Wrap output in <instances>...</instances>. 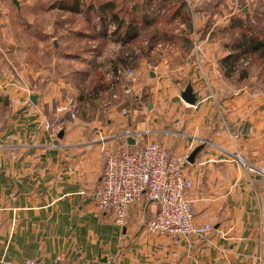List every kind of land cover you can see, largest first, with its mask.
<instances>
[{
  "label": "crops",
  "instance_id": "1",
  "mask_svg": "<svg viewBox=\"0 0 264 264\" xmlns=\"http://www.w3.org/2000/svg\"><path fill=\"white\" fill-rule=\"evenodd\" d=\"M191 19L194 30L207 21ZM211 62L201 67L210 72L204 78H189L195 106L166 113L177 124H165L171 130L159 126L168 122H158L156 114L167 81L164 59L148 71L152 110L123 115V100H111L104 103V126L97 113L90 123L65 124L66 115L56 112L64 101L58 103L55 93L34 94L0 79V101L13 102L9 123L0 128V264H264V93L225 86ZM48 121L58 124L61 138L46 130ZM143 129L150 137L136 143L165 141L158 143L170 155L203 146L184 173L193 186L195 223L213 225L205 237L174 243L148 234L144 221L153 205L128 207L123 226L96 208L91 194L105 156L123 146L135 150L137 144H123L122 134L142 135Z\"/></svg>",
  "mask_w": 264,
  "mask_h": 264
},
{
  "label": "rangeland",
  "instance_id": "2",
  "mask_svg": "<svg viewBox=\"0 0 264 264\" xmlns=\"http://www.w3.org/2000/svg\"><path fill=\"white\" fill-rule=\"evenodd\" d=\"M15 1L16 4L13 0H0V79L18 87L27 86L29 91L24 88L25 91L34 94L55 93L58 103H72L74 114H63L66 115L63 119L65 124L70 119L90 123L97 113L100 125L104 126V103L117 99L123 100L118 106L119 113L123 115L135 109L141 112L152 110L148 108L152 96L147 83L148 71H152L153 62L163 59L168 67L167 81L162 87L164 91L156 114L162 116L158 117V122L160 118H167L168 123L165 119L159 122L164 130H171L165 124L177 127L176 121L166 116L172 108L195 106L196 96L195 104L190 106L181 100L180 94L187 84L192 88L189 78L193 73L197 78L210 73L201 67H213L211 61L216 64L215 70L225 86L243 88L256 95L264 93V59L257 58L256 53H242L235 61L234 73L228 78L223 75L226 67L221 62L227 56L240 54V49H234L235 42L240 39V30L246 36H258V40L264 42V0H169L170 3L161 0H81L79 12L62 9V6L72 5L73 0ZM106 2L115 3V7L101 23L97 10ZM146 2L144 9L142 6ZM112 12L123 21L118 30L120 41H115L113 32L117 29L110 22ZM143 12L149 18L145 22L140 19ZM192 15L205 17L206 26L194 30ZM128 23L134 26V31L132 39L125 42V25ZM207 27L211 34L204 37ZM194 34H197V39ZM117 70L121 72L119 75ZM126 70H129L128 75L124 74ZM211 73L218 76L212 69ZM204 87L208 88V85ZM218 87L223 92L224 86ZM2 98L6 99L0 101V128H5L10 121L13 102L9 97ZM124 108L127 113L121 112ZM51 123L54 122H45V128L55 136L58 124L54 123V135L47 127ZM149 132L143 133L138 140L146 141L150 137ZM123 134L122 142L127 144ZM133 139L137 144L135 150L148 143H136L137 140ZM159 141L165 144L158 139L150 142ZM121 148L127 150V147ZM186 166H189L188 162Z\"/></svg>",
  "mask_w": 264,
  "mask_h": 264
},
{
  "label": "built area",
  "instance_id": "3",
  "mask_svg": "<svg viewBox=\"0 0 264 264\" xmlns=\"http://www.w3.org/2000/svg\"><path fill=\"white\" fill-rule=\"evenodd\" d=\"M117 75L121 72L117 70ZM128 75L129 70L124 71ZM59 113L74 114L72 103H62ZM127 113L125 108L121 110ZM54 123L47 124L55 135ZM141 133L125 132L123 136L136 140ZM188 154L170 155L158 142H148L134 151L119 149L108 153L104 159L101 177L92 192L99 211H110L116 224L127 220V208L151 204L154 215L144 223L151 235L167 236L177 242L189 236L204 237L212 230V224H196L192 209L191 181L184 169ZM26 264H35L32 261ZM103 264H109L104 262Z\"/></svg>",
  "mask_w": 264,
  "mask_h": 264
},
{
  "label": "trees",
  "instance_id": "4",
  "mask_svg": "<svg viewBox=\"0 0 264 264\" xmlns=\"http://www.w3.org/2000/svg\"><path fill=\"white\" fill-rule=\"evenodd\" d=\"M161 1L164 3H167V2L170 3L169 0H161ZM170 1H172V0H170ZM80 5H81V0H73L72 5L62 6V9L70 10L72 12H79L80 11L79 10ZM146 6H147V2L142 6V8L145 9ZM114 7H115V3H112V2H106L105 4L99 5L97 12L99 13L101 23H104L106 21L107 13L110 11H113ZM90 9H91V7H90ZM177 11L179 12V9ZM178 12H176V13L178 14ZM143 14H145V15H143ZM143 14H142L140 19L143 22H145L149 18L147 17V14L145 12H143ZM180 14H181V12H180ZM180 17H182V16H180ZM110 22L116 25L117 30L115 32H113L115 37H116L115 41H120L119 39H121V38L119 37L118 30L120 29V26H122L123 21L121 19H119L117 17V15L112 12L111 17H110ZM133 27L134 26H132L131 23H128L125 25V28H126L125 32L127 33L126 37L124 38L125 42H128L130 39H132L131 33L134 31ZM188 28H189V31H191L192 27L190 25L188 26ZM229 30H232V29H229ZM242 32L243 31L240 30V33H239L240 39L238 42L237 41L235 42V47H234V49H240V51H239L240 54H238V56H236V57H233L232 55L227 56V57L223 58L221 61L222 64H225V67H226L225 68L226 70H224V74H223L224 77H226V78L231 77V75L234 73L235 61L238 60L239 56L242 53H244V54H245V52L256 53L257 58H259L261 60L264 59V42H261L260 40H258L259 39L258 36H253V35L252 36L251 35L246 36V34H244ZM241 37H242V39H241ZM97 92L98 91H96V94H97ZM94 97L96 98L97 95H95Z\"/></svg>",
  "mask_w": 264,
  "mask_h": 264
},
{
  "label": "water",
  "instance_id": "5",
  "mask_svg": "<svg viewBox=\"0 0 264 264\" xmlns=\"http://www.w3.org/2000/svg\"><path fill=\"white\" fill-rule=\"evenodd\" d=\"M13 3L16 4V1L13 0ZM36 98H37V95H32V96H30L29 100L33 104H35L36 103ZM180 98L187 105L192 106V105L195 104L196 98H195L194 93L192 92V88H191V85L190 84H187V86L185 87V89L181 92ZM148 108H150V106ZM62 134H63V131H59L57 137L58 138H61L62 137ZM126 142H127L128 145H134L135 144L134 139L131 138V137H127L126 138ZM202 148H203V146L200 145V146H197L196 148H194L192 150V152L187 157V162L189 164H192L194 162V159H195L196 155L201 151Z\"/></svg>",
  "mask_w": 264,
  "mask_h": 264
}]
</instances>
